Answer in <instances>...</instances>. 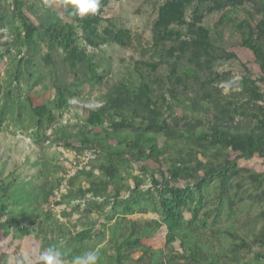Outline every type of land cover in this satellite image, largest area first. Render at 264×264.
<instances>
[{
    "label": "rangeland",
    "instance_id": "obj_1",
    "mask_svg": "<svg viewBox=\"0 0 264 264\" xmlns=\"http://www.w3.org/2000/svg\"><path fill=\"white\" fill-rule=\"evenodd\" d=\"M213 128L264 138V0H101L84 18L68 0H0V264L52 245L112 264L122 235L140 241L122 264H264V153ZM163 204L196 260L160 227Z\"/></svg>",
    "mask_w": 264,
    "mask_h": 264
},
{
    "label": "trees",
    "instance_id": "obj_2",
    "mask_svg": "<svg viewBox=\"0 0 264 264\" xmlns=\"http://www.w3.org/2000/svg\"><path fill=\"white\" fill-rule=\"evenodd\" d=\"M15 11L17 12L19 18L23 21L24 27H25V34L30 35L32 33V30L28 26V22H26V19L22 16L20 13V10L18 7H15ZM70 29V28H67ZM63 29H61L62 31ZM47 35H50L54 40H59L63 43H70V39L68 38V35H70L71 30H68L66 34L59 32L55 33L54 31L46 30L45 31ZM243 48L248 50L253 57L256 60H260L259 50L256 46L255 40L251 38H247L243 40L242 43ZM55 109L60 110L62 106L67 104V100L63 97V94L61 91L57 92V98L55 100ZM32 114L38 118V119H45L48 121H51L54 118L53 113H51L46 107H31ZM213 138L216 142L221 144L224 147L229 148L233 152H237L240 155H249L253 153H264V138L256 133L250 132L246 134H233L230 132H227L223 129H215L213 128L212 133ZM134 150V147L126 148L127 155L130 153V150ZM148 156L151 158L155 163L158 162L159 157V151L155 145H152L148 148ZM76 162L74 161V164ZM172 195H176L177 191H170ZM163 215H164V221L161 224L160 227H163L166 231L167 236L170 239H179L182 243H184V240L187 243L188 249H189V256L196 260V254L192 250H190V244H197V240L195 238H192L190 233L188 232V229L184 223V220L182 217L175 212L174 208L163 204ZM149 232L143 231L142 234H147ZM139 243V238L132 239L130 235H122L120 237V241L118 239H115L112 245V248L114 250L115 254V261L112 264H122V261L125 260L128 256L127 250H130L133 243ZM139 247L143 250V247L139 245ZM138 247H132V250H136ZM154 264H164L161 259L158 257H155V260L153 262Z\"/></svg>",
    "mask_w": 264,
    "mask_h": 264
},
{
    "label": "clouds",
    "instance_id": "obj_3",
    "mask_svg": "<svg viewBox=\"0 0 264 264\" xmlns=\"http://www.w3.org/2000/svg\"><path fill=\"white\" fill-rule=\"evenodd\" d=\"M68 2L73 7V15L80 18L96 15L101 10V0H68ZM99 262V248L86 250L66 260L61 248L52 245L42 250L38 256V264H99ZM15 264H32V258L29 254L21 252L17 255Z\"/></svg>",
    "mask_w": 264,
    "mask_h": 264
},
{
    "label": "built area",
    "instance_id": "obj_4",
    "mask_svg": "<svg viewBox=\"0 0 264 264\" xmlns=\"http://www.w3.org/2000/svg\"><path fill=\"white\" fill-rule=\"evenodd\" d=\"M99 154V151L97 149H87V150H84L81 157H79L78 159V163H79V160H80V165H84L86 164L88 161L94 159L95 157H97ZM76 164V163H75Z\"/></svg>",
    "mask_w": 264,
    "mask_h": 264
}]
</instances>
